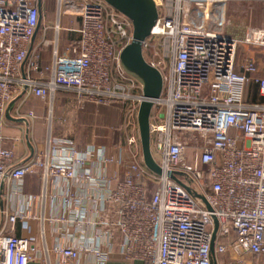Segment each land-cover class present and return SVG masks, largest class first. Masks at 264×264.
<instances>
[{
  "label": "built area",
  "instance_id": "obj_1",
  "mask_svg": "<svg viewBox=\"0 0 264 264\" xmlns=\"http://www.w3.org/2000/svg\"><path fill=\"white\" fill-rule=\"evenodd\" d=\"M79 1L82 23L73 55L56 56L46 82L24 77L20 87L41 98L69 87L80 103L139 111L143 82L120 56L132 39V21L107 0ZM227 1L154 0L159 16L142 47L163 78L149 128L159 173L144 164L130 111L125 154L98 145L78 148L60 138L45 156L14 164L13 149L0 147V182L7 179L14 194L22 192L28 174L50 184L43 198L54 211L56 264H75L86 254L97 264L117 254L150 264H214L217 222L220 264H264V77L254 75L260 71L255 61L244 64L245 73L236 71L241 44L264 48V27H248L236 37L196 23L192 15L197 10L207 17ZM39 15V0H0V113L20 90L15 78ZM30 69L43 72L37 58ZM251 82L263 101L246 105ZM2 213L0 264H31L38 258L34 224L43 217L26 210Z\"/></svg>",
  "mask_w": 264,
  "mask_h": 264
},
{
  "label": "crops",
  "instance_id": "obj_2",
  "mask_svg": "<svg viewBox=\"0 0 264 264\" xmlns=\"http://www.w3.org/2000/svg\"><path fill=\"white\" fill-rule=\"evenodd\" d=\"M79 0H39V22L29 43V53L22 64L15 83L20 90L8 104L5 112L0 113V147L12 148L14 164H22L37 154H45L57 139H71L78 148L88 145L107 147L112 153H126L125 117L130 111L134 121L133 133L140 136L138 114L135 108L121 107L87 101L80 103L73 88L60 86L52 95L41 98L20 87L21 79L33 77L37 83L46 82L52 75L51 66L56 56L73 55L72 48L77 43L78 32L82 23ZM196 23L207 25L210 29L242 37L248 27H264V0H229L222 5L210 8L207 17L193 11ZM37 58L43 72L41 76L30 69V62ZM255 61L260 71L254 75L264 77V48L241 44L236 58V71L245 73L244 64ZM246 105L262 102L259 85L251 82L244 93ZM141 145V143H140ZM142 147H140V150ZM123 175L124 170L120 168ZM50 184L41 176L28 174L25 177L22 192L14 194L7 179L0 182V229L6 220L2 210L7 212L26 210L43 217V222L34 224L38 235L36 242L38 258L31 264H56L51 248L58 241L54 224L50 218L54 211L49 198ZM35 196L32 205L27 201ZM29 203V204H28ZM42 227L45 237H42ZM15 233H22L18 223ZM49 248L45 253L44 246ZM75 264H97L90 254L81 256ZM106 264H150L143 260L126 261L120 255H114Z\"/></svg>",
  "mask_w": 264,
  "mask_h": 264
},
{
  "label": "water",
  "instance_id": "obj_3",
  "mask_svg": "<svg viewBox=\"0 0 264 264\" xmlns=\"http://www.w3.org/2000/svg\"><path fill=\"white\" fill-rule=\"evenodd\" d=\"M110 6L126 15L133 23L131 41L122 49L121 59L125 67L138 76L143 82V100L139 107L138 124L144 164L152 171L159 173V165L155 162L150 141V122L153 100L163 88L160 71L152 66L144 57L143 41L150 35L159 12L154 0H107ZM222 228L217 222L212 241L211 253L214 264L219 263L218 248Z\"/></svg>",
  "mask_w": 264,
  "mask_h": 264
},
{
  "label": "rangeland",
  "instance_id": "obj_4",
  "mask_svg": "<svg viewBox=\"0 0 264 264\" xmlns=\"http://www.w3.org/2000/svg\"><path fill=\"white\" fill-rule=\"evenodd\" d=\"M146 58H148V57H146ZM138 151L141 152L140 148H138ZM247 259H250V257H247Z\"/></svg>",
  "mask_w": 264,
  "mask_h": 264
}]
</instances>
